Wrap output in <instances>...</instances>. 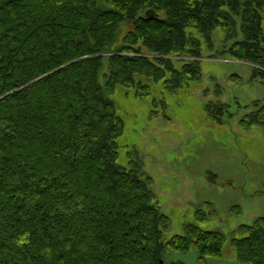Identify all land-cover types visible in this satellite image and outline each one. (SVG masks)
<instances>
[{
  "label": "trees",
  "instance_id": "obj_1",
  "mask_svg": "<svg viewBox=\"0 0 264 264\" xmlns=\"http://www.w3.org/2000/svg\"><path fill=\"white\" fill-rule=\"evenodd\" d=\"M263 6L264 0H5L12 27L0 37V264H159L165 251L187 250L199 260L219 258L224 236L195 222L163 240L170 219L155 204L149 177L116 162L123 124L110 96L115 84L145 98L156 84L174 91L197 77L198 62L171 57H200L199 36L207 42L216 29L229 56L264 68ZM147 9L155 15L146 17ZM103 58L108 74L99 85ZM28 80L34 81L23 86ZM210 106L204 110L213 118L224 105ZM244 122L264 126V104ZM76 202L78 209L65 214ZM207 215L212 211L198 209L194 220ZM241 229L228 242L237 263L264 264V217Z\"/></svg>",
  "mask_w": 264,
  "mask_h": 264
},
{
  "label": "rangeland",
  "instance_id": "obj_2",
  "mask_svg": "<svg viewBox=\"0 0 264 264\" xmlns=\"http://www.w3.org/2000/svg\"><path fill=\"white\" fill-rule=\"evenodd\" d=\"M11 22L0 8L1 38L12 27ZM126 27L129 29L126 25L119 30L120 35ZM260 27L264 32V6ZM239 35L235 38L239 39ZM207 36V42L198 38L204 51L200 57H171L198 62L199 75L186 79L184 85L165 91L156 84L153 93L150 90L149 96L139 98L133 88L115 84L111 96L106 97L110 96L114 113L123 124L122 134L116 139V162L125 169L137 168L149 177L154 202L170 219L163 240L181 234L183 225L195 222L204 230L220 232L226 240L222 251L226 260L240 264L228 243L230 237L242 236L245 230L241 226H250L264 217V126L244 122L264 104V78L256 73L264 68L229 56L220 29L207 32ZM260 45L264 50V42ZM119 46L120 40H114L113 47ZM100 56L105 58L107 53L101 52ZM104 58L96 76L99 85L104 84L108 74ZM216 102L224 106L215 115L217 118H212L204 105L210 104L213 109ZM205 171H212L213 181L203 179ZM77 209L78 202L69 205L64 213ZM198 209L212 211V215L195 221ZM164 253L159 264L172 262L173 252ZM217 257L206 256L199 264H204L206 258L218 261Z\"/></svg>",
  "mask_w": 264,
  "mask_h": 264
},
{
  "label": "water",
  "instance_id": "obj_3",
  "mask_svg": "<svg viewBox=\"0 0 264 264\" xmlns=\"http://www.w3.org/2000/svg\"><path fill=\"white\" fill-rule=\"evenodd\" d=\"M145 15L147 17L154 16V14L151 10L146 11ZM170 257L172 260L180 261L183 264H199V263H197V255H196V252L194 250H187L184 253L173 252L170 254ZM160 263H161V261H160ZM204 264H234V263H233V261H227V260L216 261L213 258H206V259H204Z\"/></svg>",
  "mask_w": 264,
  "mask_h": 264
},
{
  "label": "crops",
  "instance_id": "obj_4",
  "mask_svg": "<svg viewBox=\"0 0 264 264\" xmlns=\"http://www.w3.org/2000/svg\"><path fill=\"white\" fill-rule=\"evenodd\" d=\"M203 109V108H202ZM211 173H212V171H210ZM211 173H207V171H205V172H203V179H205L206 181H208V182H211V181H213V178H212V174Z\"/></svg>",
  "mask_w": 264,
  "mask_h": 264
},
{
  "label": "flooded vegetation",
  "instance_id": "obj_5",
  "mask_svg": "<svg viewBox=\"0 0 264 264\" xmlns=\"http://www.w3.org/2000/svg\"><path fill=\"white\" fill-rule=\"evenodd\" d=\"M4 1H5V0H0V8L3 7L2 5H3ZM227 258H228V257L226 256V254H224L223 252H221L218 261L226 260ZM198 261H200V260L198 259Z\"/></svg>",
  "mask_w": 264,
  "mask_h": 264
},
{
  "label": "bare ground",
  "instance_id": "obj_6",
  "mask_svg": "<svg viewBox=\"0 0 264 264\" xmlns=\"http://www.w3.org/2000/svg\"><path fill=\"white\" fill-rule=\"evenodd\" d=\"M148 10H151L152 12H153V10L152 9H147V10H145V12L146 11H148ZM153 14L155 15V13L153 12ZM146 16V15H145ZM147 17V16H146ZM152 17V16H151ZM197 263H199V261H198V256H197Z\"/></svg>",
  "mask_w": 264,
  "mask_h": 264
}]
</instances>
